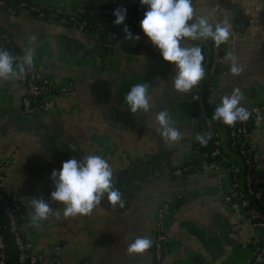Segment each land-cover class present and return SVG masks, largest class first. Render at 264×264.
I'll return each mask as SVG.
<instances>
[{"label": "crops", "instance_id": "1", "mask_svg": "<svg viewBox=\"0 0 264 264\" xmlns=\"http://www.w3.org/2000/svg\"><path fill=\"white\" fill-rule=\"evenodd\" d=\"M33 1L71 12L75 4L100 5L109 0ZM192 4L195 16H207L213 25L231 26L215 91L205 95L208 109L215 111L221 97L237 88L243 96L241 104L263 101L264 0H192ZM0 31L22 51L27 37L35 34L34 62L56 85L74 82L54 96L47 111L31 114L21 106L19 80L0 81L4 184L19 194L26 208L38 264L83 260L88 264H245L250 259L251 240L255 234L264 239V224L250 225L220 197L229 187L225 167L182 179L185 197L174 203L180 183L172 169L192 157L191 139L199 125L186 106V93L172 88L175 66L163 60L144 34L133 33L140 39L132 41L125 39V33L108 30L106 41L97 43L98 32L86 35L70 24L4 9H0ZM182 45L190 46V39ZM0 49L7 50L1 42ZM233 61L244 68L238 76L229 70ZM143 82L149 84L153 107L132 113L125 96ZM162 109L168 110L183 134L175 144L156 131V115ZM250 139L255 146V184L264 189V119L251 130ZM83 155L108 160L115 187L126 200L124 208L113 209L105 196L91 215L63 217L64 205L50 196L55 190L51 172L73 156ZM33 197L48 201L60 218L50 216L33 226ZM165 203L168 244L163 259L154 260L152 245L143 253L130 254L128 245L136 237L153 240L158 209Z\"/></svg>", "mask_w": 264, "mask_h": 264}, {"label": "clouds", "instance_id": "2", "mask_svg": "<svg viewBox=\"0 0 264 264\" xmlns=\"http://www.w3.org/2000/svg\"><path fill=\"white\" fill-rule=\"evenodd\" d=\"M140 4L148 6L140 21L145 37L159 49L163 60L175 66L172 88L179 93L192 92L205 78L204 55L198 44L183 46L182 41L211 39L219 47L228 42L231 26L228 23L213 25L207 16H195L192 0H140ZM113 15L114 24H123L126 9L118 7L114 9ZM123 31L126 40L140 39V36L134 35L127 25L124 26ZM35 41V34L27 37V46L19 62L12 53L0 49V81L21 80L27 71L34 68L35 50L31 45ZM229 59H231L230 55ZM229 70L234 76H238L244 68L233 61ZM148 88L149 84L146 82L137 83L126 94L125 102L132 113H137L138 110L148 112L153 107ZM194 98L198 99V97ZM242 99V93L238 88L234 89L231 95L222 96L212 119L220 120L230 127H234L237 121H247L251 114L241 104ZM156 120L159 125L156 131L163 140L175 144L183 139V134L174 125L167 109L160 110ZM195 139L202 146H206L211 134L197 133ZM50 178L55 187L50 193L51 199L64 205V218L91 215L105 196L113 209L124 208L126 205L123 193L115 187L113 168L108 160L100 155H83L79 159L73 156L63 162L59 170L54 169ZM30 203L33 209L31 216L33 226H37L39 222L47 220L50 216L60 218L61 213L54 211L50 203L42 197H33ZM151 245L152 241L149 237L138 236L128 245L127 250L130 254L143 253Z\"/></svg>", "mask_w": 264, "mask_h": 264}, {"label": "built area", "instance_id": "3", "mask_svg": "<svg viewBox=\"0 0 264 264\" xmlns=\"http://www.w3.org/2000/svg\"><path fill=\"white\" fill-rule=\"evenodd\" d=\"M0 3H2V0H0ZM43 6L44 5H37L33 0H21L17 7L12 8L9 6L8 10L10 13H15L18 10L29 11L37 17H44L46 20L56 23H65L69 21V24H72L80 31L90 30L91 32H104L107 29L114 30L112 29L115 26L113 23L115 17L113 11L118 7H123L126 9V18L123 24L117 26L118 30L116 29V32L124 33L123 28L127 25L132 33L138 34H144L140 27V21L143 19L144 12L148 10V6L141 5L140 0H109L102 7L75 4L71 9L73 12L70 16L61 15L58 17L56 16L57 12H61L62 10L54 5H45L51 9L46 15L43 11ZM97 14H100V17L97 19H90L91 16ZM0 42L4 47L9 46L8 51L16 57L17 62L21 61L23 51L16 48L10 36L4 31H0ZM96 42L102 43V40ZM194 44H198L201 47L199 41H191L190 46ZM224 48V44L217 47L215 43L211 41L209 51L206 52L202 49L204 55V67L207 70L205 72V78L201 81L200 85L192 90V92L186 93L185 103L190 111L191 118L197 120L199 117L198 119L203 123L202 129H199L198 127L194 128V134L191 139L193 155L207 156L220 153L223 144V131L225 130V135L227 138H230V144L226 146V151L229 152L230 150L233 151L236 149L238 156L241 158V164L237 162L226 163L228 156L227 154L222 153L218 158L201 161L200 164L194 166L186 160L175 166L172 169V174L178 183H180L182 179L193 173H200L209 169L218 170L225 167L228 172L229 187L227 191L220 195V197L224 201L230 202L233 209L244 216L243 219H245L247 223H250V225L255 223L264 224V189L257 187L255 184V168H253L256 167L255 146L250 139L251 130L254 127H257L264 119V100L259 103L246 102L242 104L251 114L247 121H237L234 127H230L222 121L217 120L221 126L217 130L212 128V115L214 111H210L205 102L206 93L215 91V85L219 79V69L223 63ZM34 65V68L27 71L24 78L19 80L23 88L21 106L25 112L31 114L47 111L52 106L54 96L57 93H63L74 85L72 80H69L64 84L56 85V83L52 82L45 75L40 65L35 62ZM194 97H198V99ZM248 124L251 126L248 127ZM195 129L198 130L195 132ZM209 130H212L215 136L213 140L215 147L210 152L199 151L198 147L201 144L196 141L195 136L197 133L204 134ZM237 137H240L241 139L239 143H236ZM242 165L245 167V171H243ZM192 167L193 169H191ZM0 170H3L2 163H0ZM4 175L5 174L2 173L0 174V184L3 185L8 192L2 193V191H0V200H2L4 204V212L8 218V227L16 234V242L20 249V264H25L26 258L29 260L30 264H38V255L34 252L33 242L28 228L27 212L22 209L23 211L16 213V210L20 209V197L15 190V192H11V190H9L10 188L6 187L4 184ZM184 191L185 190L180 183L178 185V192L175 195L176 200L174 203H176L177 200L179 201L182 197H185ZM248 195L253 198L255 204L249 205ZM166 206L167 203H165L164 207L158 209L157 217L155 219L152 255L157 262H160L163 259L168 244L166 233L167 223L164 216ZM20 231L24 232L25 241L19 236ZM251 241L253 257L249 264H264V239L255 234ZM0 246H2L1 242ZM54 249H58V246H54ZM0 264H2V260H0ZM80 264H88V262L87 260H83Z\"/></svg>", "mask_w": 264, "mask_h": 264}, {"label": "trees", "instance_id": "4", "mask_svg": "<svg viewBox=\"0 0 264 264\" xmlns=\"http://www.w3.org/2000/svg\"><path fill=\"white\" fill-rule=\"evenodd\" d=\"M21 0H2V3H0V9H4L6 11H9L8 10V7H17V5H19V2ZM108 1L106 2H103L101 3L100 5H91L93 7H102L105 5V3H107ZM37 5H41V4H38ZM43 11L44 13L47 15L51 9L49 7H46V6H43ZM73 11L71 12H57V15L56 16H61V15H65V16H70L72 14ZM98 17H100V14H97L95 16H91L90 19H97ZM114 20H115V17H114ZM65 24H69V21L68 22H65ZM118 25L115 24V26L112 28V29H117L118 30ZM108 30H111V29H107L105 30L104 32H100L98 31V39L102 40V41H106V34H107V31ZM201 43V47L203 50H205L206 52L209 51V46L211 44V41L210 40H206V41H199ZM9 46H5V48L7 50ZM206 68H205V72H206ZM199 118V117H198ZM198 125H199V129H202L203 128V123L201 122L200 119H198ZM251 126L250 124H248V127ZM221 126L220 124L217 122V120H212V128L217 130L219 129ZM226 131L224 130L223 131V137H222V146H221V149H220V153L216 154V155H207V156H200V155H192V157L188 160L189 163L193 164L194 165H197V164H200L201 161H208V160H211V159H214V158H218L222 153H225L227 154L228 158L226 160V163L228 162H237L239 164H241V158L238 156L237 152H236V149H234L233 151H229L230 152V155H229V152L226 151L227 149V145L230 144V138L225 135ZM206 133H210L211 134V139L208 140L207 142V145L206 146H202V145H199L198 149L199 151H207V152H210L214 147H215V144H214V134H213V131L212 130H209L208 132ZM240 137H237L236 138V143H239L241 141ZM243 167V171H245V167L242 165ZM253 168H256V167H253ZM193 169V167L191 168ZM4 174V171L3 170H0V174ZM244 184V183H243ZM11 190V192H15L13 189H9ZM0 191H2V193H7V189L0 184ZM249 197V205H253L255 204V201L253 200L252 197ZM20 209H17L16 210V213H20L21 211H23L22 209H24L26 211V208L24 207L22 201L20 200ZM19 236L21 237V239L23 241H25V234L24 232H19ZM0 242L2 243V246H0V260H2V264H20V259H19V254H20V249L18 247V244L16 242V234L14 231H11L8 227V218L4 212V204H3V201L0 200ZM2 253V254H1ZM81 263V262H80ZM25 264H30L29 263V260L26 258L25 259Z\"/></svg>", "mask_w": 264, "mask_h": 264}, {"label": "water", "instance_id": "5", "mask_svg": "<svg viewBox=\"0 0 264 264\" xmlns=\"http://www.w3.org/2000/svg\"><path fill=\"white\" fill-rule=\"evenodd\" d=\"M70 25L72 26V24H70ZM81 33L86 34V35H90L91 34V31L90 30H84V31H81ZM91 44L94 45V47L97 46V44H95L93 42H91ZM252 257H253V254H252V256L250 257V259L245 264H249Z\"/></svg>", "mask_w": 264, "mask_h": 264}]
</instances>
